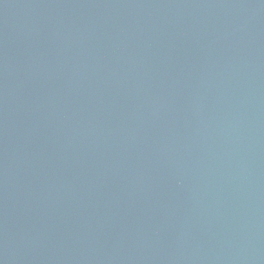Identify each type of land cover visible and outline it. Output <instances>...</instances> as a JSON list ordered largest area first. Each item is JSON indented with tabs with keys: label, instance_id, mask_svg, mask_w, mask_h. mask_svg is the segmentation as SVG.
Listing matches in <instances>:
<instances>
[{
	"label": "water",
	"instance_id": "95a60500",
	"mask_svg": "<svg viewBox=\"0 0 264 264\" xmlns=\"http://www.w3.org/2000/svg\"><path fill=\"white\" fill-rule=\"evenodd\" d=\"M0 264H264V0H0Z\"/></svg>",
	"mask_w": 264,
	"mask_h": 264
}]
</instances>
